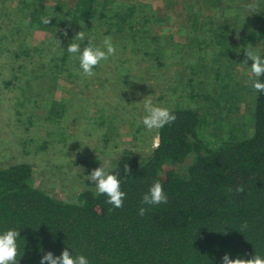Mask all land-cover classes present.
Masks as SVG:
<instances>
[{
  "label": "rangeland",
  "instance_id": "obj_1",
  "mask_svg": "<svg viewBox=\"0 0 264 264\" xmlns=\"http://www.w3.org/2000/svg\"><path fill=\"white\" fill-rule=\"evenodd\" d=\"M37 4L0 0V167L31 164L35 184L58 200L75 201L94 187L93 160L109 168L124 151L151 153L158 129L140 123L145 99L199 111L206 146L219 142L229 112H249L246 51H261L264 0H104L91 27L83 20L62 26L54 16L35 26L47 17ZM79 28L97 44L110 36L117 47L91 78L66 51ZM235 81L244 88L226 86ZM188 164L171 167L182 173Z\"/></svg>",
  "mask_w": 264,
  "mask_h": 264
},
{
  "label": "trees",
  "instance_id": "obj_2",
  "mask_svg": "<svg viewBox=\"0 0 264 264\" xmlns=\"http://www.w3.org/2000/svg\"><path fill=\"white\" fill-rule=\"evenodd\" d=\"M103 1L48 7L38 0L36 11L56 17L62 26H69L67 15L74 24L83 20L90 26L96 3ZM37 19L35 26L45 25L40 15ZM196 20L192 27H198ZM260 47L264 52V24ZM242 84L226 86L234 91ZM247 89L254 93L249 114L229 112L214 146L203 144L207 139L200 112L180 106L171 109L175 121L158 129V143L149 155L124 151L109 167L119 171L127 193L120 208L107 204L106 196H96L93 186L80 191L75 201H60L35 184L29 163L0 167V230L20 228L23 238L15 264H40L44 253L58 256L68 246L74 255L88 256L91 264H223L226 253L231 259L264 256V93H257L252 82ZM187 160L182 173L171 167ZM90 166L97 168L98 159ZM157 180L167 203L143 205L142 194ZM141 207L148 209L143 216ZM243 224L247 228L241 232Z\"/></svg>",
  "mask_w": 264,
  "mask_h": 264
},
{
  "label": "clouds",
  "instance_id": "obj_3",
  "mask_svg": "<svg viewBox=\"0 0 264 264\" xmlns=\"http://www.w3.org/2000/svg\"><path fill=\"white\" fill-rule=\"evenodd\" d=\"M227 15H235L228 13ZM69 26L72 24L71 16L65 18ZM63 19V20H65ZM42 22L49 24V18L43 17ZM81 25V24H80ZM67 34V33H65ZM72 43H68L66 51L70 58L78 62V67L82 77L91 78L95 75V68L102 62H107L111 57L117 54V47L113 43L110 36H105L101 43L97 44L91 36L86 37L84 30L78 31ZM86 41V43H85ZM84 44L81 47V44ZM247 57L251 59V72L254 78L252 79V87L257 93H264V52L261 51H246ZM247 64V60L245 61ZM143 117L140 121L145 130L162 129L166 125L175 121L176 116L169 107L155 104L152 99H145L143 102ZM125 172L128 168L125 167ZM88 181L94 185L96 196H106V203L113 208L123 206L127 193L122 190L121 184L123 179L119 171L111 168L100 166L93 169L88 175ZM237 191H243V187H238ZM168 195L160 181H155L150 185L148 191L142 194L141 203L148 206H156L162 203H167ZM111 210V209H110ZM148 209L141 207L139 215H145ZM247 228L246 224L241 225L240 231L243 232ZM20 228L11 227L0 230V264H15V261L22 254ZM69 246L66 247L60 255H54L48 251L40 257V264H91L88 256L82 253L73 254V249L69 251ZM223 264H264V256L255 255L250 259L236 258L231 259L226 253L223 256Z\"/></svg>",
  "mask_w": 264,
  "mask_h": 264
}]
</instances>
